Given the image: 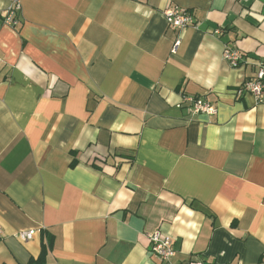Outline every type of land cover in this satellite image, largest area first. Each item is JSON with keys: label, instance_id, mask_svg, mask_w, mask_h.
<instances>
[{"label": "crops", "instance_id": "crops-1", "mask_svg": "<svg viewBox=\"0 0 264 264\" xmlns=\"http://www.w3.org/2000/svg\"><path fill=\"white\" fill-rule=\"evenodd\" d=\"M175 7L195 24L170 29ZM20 20L0 18V264L49 240L48 264H264V103L235 98L264 0H22Z\"/></svg>", "mask_w": 264, "mask_h": 264}, {"label": "built area", "instance_id": "built-area-1", "mask_svg": "<svg viewBox=\"0 0 264 264\" xmlns=\"http://www.w3.org/2000/svg\"><path fill=\"white\" fill-rule=\"evenodd\" d=\"M5 3L3 8L0 7V18L3 25L12 29H17L21 25L20 13L22 11V0H0V4ZM165 18L170 29L181 31L195 24L194 16L182 8H170L165 11ZM180 47L178 39L173 45V53H176ZM223 58L232 68H241L245 62L244 54L234 46L225 45ZM246 94L253 95L258 103H264V66H260L256 76L246 80L235 91V98L241 99ZM184 103L188 104L193 114L213 116L217 114L215 104L204 100L200 97H184ZM18 237L27 241L33 237L31 232H22ZM151 243V254L159 258L163 263H170L175 255L173 248V238L160 231H156L149 237Z\"/></svg>", "mask_w": 264, "mask_h": 264}, {"label": "trees", "instance_id": "trees-1", "mask_svg": "<svg viewBox=\"0 0 264 264\" xmlns=\"http://www.w3.org/2000/svg\"><path fill=\"white\" fill-rule=\"evenodd\" d=\"M52 242L49 240V243L42 245L41 253L37 258H32L28 264H48V255L52 248Z\"/></svg>", "mask_w": 264, "mask_h": 264}]
</instances>
